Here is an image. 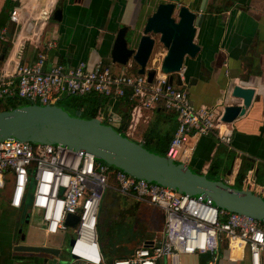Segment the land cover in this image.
Listing matches in <instances>:
<instances>
[{
  "label": "crops",
  "instance_id": "0c3cea01",
  "mask_svg": "<svg viewBox=\"0 0 264 264\" xmlns=\"http://www.w3.org/2000/svg\"><path fill=\"white\" fill-rule=\"evenodd\" d=\"M164 1L196 8L202 3V0H0V29L5 30L3 38H0V72L10 75L16 82L13 76L16 65L32 63L40 52H45V66L61 63L74 67L84 62L86 68L92 69L102 63L115 73L127 71L137 74L138 67L133 61L126 65L112 61L111 50L116 33L122 26L132 30L131 45L135 46L146 18L159 2ZM13 4L19 7L17 23L10 20ZM44 6L52 9L48 19L41 18L39 14ZM57 8L62 10L60 20L53 16ZM194 41L200 47L198 53L195 57L185 56L179 72L181 84L177 83L176 77L172 82L175 88L186 91L194 106L212 107L217 113H222L225 104L241 103L240 99L230 96L234 84L253 88L254 94L243 115L220 126L229 130L230 142L220 141L214 133L192 135L186 146L189 155L186 164L210 179L221 180L233 187L238 185L236 188H242V180L251 170L262 188L259 195L264 198V0H205L204 16L196 29ZM48 42L52 43L49 48ZM165 52L163 46L155 47L149 68L157 67ZM94 94L107 99L95 117L118 127L122 116L126 115L123 118L126 121L125 136L134 142L151 144L152 151L157 153L167 149L177 122L175 114L165 110L161 101L154 108L133 109L128 107L125 97ZM68 107L77 111V114L71 113L74 116H81L85 109L83 105ZM105 107L107 111L103 116ZM8 200L6 197L3 204L11 210L12 222L0 223V264H50L55 260H62L65 264H87L71 257L68 250L65 256L60 252L53 256L14 250L16 244L22 243L60 248L65 234L47 235L39 216L30 214L28 202L19 208L23 219L21 227L16 223L14 213L18 209L12 208ZM148 207L155 208L147 202L120 196L110 189L101 202L98 230L105 228L108 231L115 222L128 217L135 220L134 229H142L144 222L152 225V216L146 217ZM157 210L160 212V232L144 226V231L127 243L128 248L109 259L100 245L104 260L109 263L129 258L137 248L159 238L163 213ZM22 233L24 241H21ZM209 258V253L182 254L175 259H159L157 263L206 264ZM217 264H249V259L246 252L241 256L240 249L229 252L225 249Z\"/></svg>",
  "mask_w": 264,
  "mask_h": 264
},
{
  "label": "built area",
  "instance_id": "2783aa9c",
  "mask_svg": "<svg viewBox=\"0 0 264 264\" xmlns=\"http://www.w3.org/2000/svg\"><path fill=\"white\" fill-rule=\"evenodd\" d=\"M10 20L18 21L19 7L11 6ZM52 9L44 6L40 17L48 19ZM4 29H0L3 38ZM52 43L48 42L47 47ZM46 54L40 52L32 63L17 64L13 77L0 72V99L19 97L31 104L50 105L67 96L99 93L121 97L128 93L134 109L154 108L159 101L165 110L175 114L177 127L165 156L175 162L187 163V142L192 135L217 134L220 141L231 140L228 129H221V113L207 106L196 107L186 91L167 83V75L158 68L151 82L145 74L127 71L113 72L102 63L92 69L84 62L74 67L57 63L45 66ZM115 169L118 187L108 184V172ZM242 188L262 193L249 170ZM7 187L8 203L19 209L29 203L30 214H37L49 236L66 233L69 214L77 215L73 225V243L68 253L87 264H158L159 259L178 258L182 254L209 253L206 264H217L221 245L228 252L240 249L247 253L249 264H263L264 222L231 212L199 197L181 193L155 182L135 178L111 166L88 152L66 145L33 143L5 139L0 141V188ZM132 197L159 209L163 213L160 237L143 244L125 259L107 263L98 239V218L101 202L108 190ZM84 234H92V245L81 244L74 253L76 242ZM50 264H65L55 260Z\"/></svg>",
  "mask_w": 264,
  "mask_h": 264
},
{
  "label": "water",
  "instance_id": "95a60500",
  "mask_svg": "<svg viewBox=\"0 0 264 264\" xmlns=\"http://www.w3.org/2000/svg\"><path fill=\"white\" fill-rule=\"evenodd\" d=\"M205 0L199 7L179 4L175 1L159 2L146 18L142 34L132 46L133 31L122 26L116 33L111 50V59L126 65L133 61L138 74H145L151 82L156 69L167 75V83L174 77L181 84L179 72L185 56L195 57L200 47L194 41L196 29L201 25ZM60 8L54 11V19H61ZM166 49L160 64L149 68L150 57L155 47ZM254 89L234 84L230 96L241 103L223 106L221 121L229 123L244 114L250 105ZM105 107L103 116L106 115ZM15 139L43 144H63L80 152H88L95 158L114 166L129 175L169 187L181 193L199 197L231 212L240 213L264 222V198L245 188L230 186L221 180L208 178L194 171L186 163L175 162L134 142L117 132L113 126L104 124L100 118H84L71 115L55 105L30 104L0 110V141ZM77 215L69 214L65 223L73 227ZM100 220V218H99ZM20 231V230H19ZM24 239V234H21ZM73 243V239L69 240ZM14 250L43 252L57 256L59 248L49 245L16 244Z\"/></svg>",
  "mask_w": 264,
  "mask_h": 264
},
{
  "label": "rangeland",
  "instance_id": "374dc122",
  "mask_svg": "<svg viewBox=\"0 0 264 264\" xmlns=\"http://www.w3.org/2000/svg\"><path fill=\"white\" fill-rule=\"evenodd\" d=\"M75 97H78V96L74 95V96H68L67 98H64V99H60L57 105L64 109L66 108L65 110L68 113L70 112V114L71 113L77 114V111L67 106V104L71 105V100H76ZM13 100L14 99L11 97H4L0 99V110L10 109V108L20 107V106H27L31 104L30 102H28L26 99H23V98H21L18 101V103H15ZM143 146L150 150L154 149L153 146L149 143L143 144ZM114 174H115V169L111 168V170L108 172V176H109L108 184L110 186L118 187V183L115 180ZM120 196L122 195L120 194ZM6 197L8 198L7 187L5 189L0 188V223L7 224L9 222H12V219H11L12 213H11V210L7 208L6 205L3 204ZM14 213L16 215V223L21 224V227H22L23 219L21 218L22 216L21 210L18 209L14 211ZM159 213L160 212L157 209L148 207L146 211V217L149 215L152 216V225L148 222H144L145 224L143 225L142 229L141 228L134 229L135 220L131 217H128L124 221L122 220L119 222H115L114 225L111 226L110 230L108 231L105 230V228L99 229L98 230L99 243L102 246V248L105 249V252H106L105 257L107 259L111 257L113 258L118 251H123V249L128 248L127 243H130V241L133 239L134 236L141 234L144 231V226L152 229L155 232H158L160 228ZM35 215L38 216L37 214ZM106 220H108V218ZM73 233H74L73 228L69 226L68 230L65 233V239L63 240L59 248V252L63 256L67 255L68 249L66 248H68L69 246L68 238L72 236ZM21 241H24V239L23 240L21 239ZM225 249H226L225 245L222 244L221 254L223 251H225Z\"/></svg>",
  "mask_w": 264,
  "mask_h": 264
},
{
  "label": "trees",
  "instance_id": "16d2710c",
  "mask_svg": "<svg viewBox=\"0 0 264 264\" xmlns=\"http://www.w3.org/2000/svg\"><path fill=\"white\" fill-rule=\"evenodd\" d=\"M68 97V96H67ZM67 97H64V98H67ZM122 98L125 97L126 99V102H127V105L128 107H131V100L128 99V93L125 92V94L123 96H121ZM13 98L14 102L15 103H18V101L21 99L17 96L15 97H11ZM62 98V99H64ZM76 100H71V105H74L76 107H81L82 105L85 106V109L83 110V112L81 113V117H84V118H93L96 116L97 114V111L100 107L104 106L107 102V99L102 97L101 95H97V94H89L87 96H78V97H75ZM67 106H69L67 104ZM85 114V115H83ZM127 117L126 115L125 116H122V123L120 126L118 127H114V129L117 131V132H120L121 134H123V129L126 127V121H123V118ZM104 124H107V123H104ZM165 151H161L159 152L160 154L164 155L165 154ZM240 182V178H238V183ZM236 187H239L238 185H236ZM23 207V206H22ZM263 264H264V257H263Z\"/></svg>",
  "mask_w": 264,
  "mask_h": 264
},
{
  "label": "bare ground",
  "instance_id": "6f19581e",
  "mask_svg": "<svg viewBox=\"0 0 264 264\" xmlns=\"http://www.w3.org/2000/svg\"><path fill=\"white\" fill-rule=\"evenodd\" d=\"M92 236H93L92 234L82 235V237L76 242L74 253L76 252V250H78V248L81 247V244H86V245L90 246V248H92L95 251L96 247L94 245H92V241H91Z\"/></svg>",
  "mask_w": 264,
  "mask_h": 264
}]
</instances>
